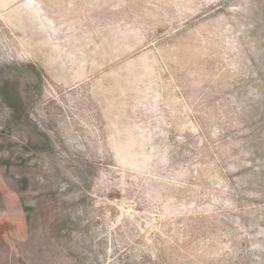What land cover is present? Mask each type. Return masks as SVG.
Listing matches in <instances>:
<instances>
[{"label": "rangeland", "instance_id": "obj_1", "mask_svg": "<svg viewBox=\"0 0 264 264\" xmlns=\"http://www.w3.org/2000/svg\"><path fill=\"white\" fill-rule=\"evenodd\" d=\"M0 264H264V0H0Z\"/></svg>", "mask_w": 264, "mask_h": 264}]
</instances>
